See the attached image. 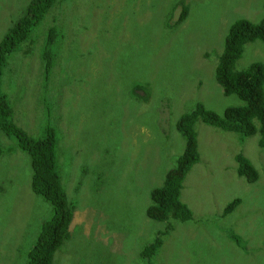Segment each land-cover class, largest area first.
Returning <instances> with one entry per match:
<instances>
[{"label": "rangeland", "instance_id": "obj_1", "mask_svg": "<svg viewBox=\"0 0 264 264\" xmlns=\"http://www.w3.org/2000/svg\"><path fill=\"white\" fill-rule=\"evenodd\" d=\"M30 1L0 0V40ZM183 5L188 16L177 24ZM263 17L264 0L56 1L33 32L37 45L15 52L4 76L16 124L34 137L55 131L76 204L54 264H147L140 251L167 225L147 216L150 192L185 148L177 122L198 101L219 114L244 103L224 94L216 66L230 25ZM52 26L59 35L46 77L43 41ZM255 61L264 62L260 40L246 45L236 68ZM196 130L200 161L181 194L193 218L172 221L153 264H264L259 134L241 139L203 121ZM0 143L13 147L0 155V264H26L52 206L31 188L30 155L2 131ZM238 153L258 169L256 182L237 172Z\"/></svg>", "mask_w": 264, "mask_h": 264}, {"label": "trees", "instance_id": "obj_2", "mask_svg": "<svg viewBox=\"0 0 264 264\" xmlns=\"http://www.w3.org/2000/svg\"><path fill=\"white\" fill-rule=\"evenodd\" d=\"M56 1L31 0L25 13L0 40V131L8 138L14 139L19 149L30 155L31 188L52 206L51 216L41 224L37 239L28 251L26 264H54L56 252L71 237L70 226L76 209L75 202L69 200L64 186L55 131L48 128L44 136L34 137L17 125L9 93L4 88V76L11 56L24 46L25 55L32 52L34 45H37L33 32ZM188 11V6L183 5L177 24L187 18ZM58 35L57 27L52 26L43 41L42 56L47 71L46 77L49 76L53 64L50 48ZM256 40L264 42V17L258 22L247 18L235 20L229 27L216 66L215 76L224 94H235L244 103L227 107L219 114L198 101L195 107L183 113L177 122V129L185 139V148L177 157L175 165L166 172L163 184L150 192L151 203L146 209L147 216L167 225L164 231H159L154 240L140 251L147 264H153L163 246L164 236L173 229L172 221L187 222L193 218V212L182 201L181 194L187 174L200 161L196 130L198 121L235 132L241 139L258 133L259 146L264 148V62L255 61L244 69L236 68L246 45ZM4 147L0 143V155L4 149L5 153H11L13 150L11 146ZM235 160L238 165L237 172L247 181L253 183L259 179L258 169L246 156L238 153ZM240 203L239 198L231 201L225 208L226 213L234 211ZM230 236L240 244L238 235L231 233Z\"/></svg>", "mask_w": 264, "mask_h": 264}]
</instances>
